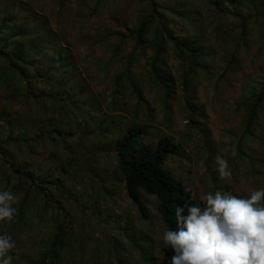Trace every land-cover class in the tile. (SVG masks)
<instances>
[{
    "label": "rangeland",
    "instance_id": "rangeland-1",
    "mask_svg": "<svg viewBox=\"0 0 264 264\" xmlns=\"http://www.w3.org/2000/svg\"><path fill=\"white\" fill-rule=\"evenodd\" d=\"M136 127L151 147L179 145L165 167L198 206L264 188V0H0V191L18 197L0 235L15 242L12 264H169L148 243L165 231L155 203L140 194L142 221L110 154ZM217 155L231 177L219 178Z\"/></svg>",
    "mask_w": 264,
    "mask_h": 264
},
{
    "label": "clouds",
    "instance_id": "clouds-1",
    "mask_svg": "<svg viewBox=\"0 0 264 264\" xmlns=\"http://www.w3.org/2000/svg\"><path fill=\"white\" fill-rule=\"evenodd\" d=\"M214 170L221 180L232 176L220 155ZM200 199L203 207L186 203L174 208L178 231L165 230L162 236L165 247L175 253L169 264H264V188L248 198L218 190ZM17 202L12 191H0V221H12ZM15 247L10 235H0V264H12Z\"/></svg>",
    "mask_w": 264,
    "mask_h": 264
},
{
    "label": "trees",
    "instance_id": "trees-1",
    "mask_svg": "<svg viewBox=\"0 0 264 264\" xmlns=\"http://www.w3.org/2000/svg\"><path fill=\"white\" fill-rule=\"evenodd\" d=\"M220 1L229 4L235 2V0ZM213 6L217 7L219 3L215 2ZM191 45L184 43L183 46L189 49ZM143 138L144 132L141 128H128L114 143L116 169L122 176L125 193L135 206L141 220L145 222L149 220V215L146 206L140 200V194L154 197L155 210L165 230L178 231L174 208L183 207L186 203L189 206L195 204L191 193L165 167L168 158L179 154V145L169 137H163L151 147ZM184 215H187V210ZM55 237L57 238V235ZM163 246L168 254H175L170 247H165L164 244ZM56 247L57 242L54 241L48 256L53 258L57 256L54 250Z\"/></svg>",
    "mask_w": 264,
    "mask_h": 264
},
{
    "label": "crops",
    "instance_id": "crops-1",
    "mask_svg": "<svg viewBox=\"0 0 264 264\" xmlns=\"http://www.w3.org/2000/svg\"><path fill=\"white\" fill-rule=\"evenodd\" d=\"M113 151V150H112ZM110 152V154H113V152ZM114 158V162H115V157ZM121 184V183H120ZM109 188L108 189H105V190H108V192H112L114 193V190H115V183L114 182H110L109 184ZM122 193L120 194L122 199L125 201V202H129V199L125 193V190H124V182H123V179H122ZM105 188V187H104ZM110 194V193H109ZM111 196V194H110ZM148 198H150L153 203H155V206H156V201H155V198L152 197V196H147ZM156 218H157V221H159V218H158V215L156 213ZM148 224L150 223L149 221H146ZM160 222V221H159ZM164 230H165V227L164 225L160 222V225ZM150 231V234L148 233V238H149V241L148 243L151 245L152 247V253L153 255L157 252V253H161V251L163 250L164 251V254L167 255V251L165 250L164 246H163V239H158L157 237H155L152 233L154 232V230H149ZM151 238V239H150ZM163 253V252H162ZM168 256V255H167ZM169 262V261H168ZM167 264V263H166Z\"/></svg>",
    "mask_w": 264,
    "mask_h": 264
}]
</instances>
